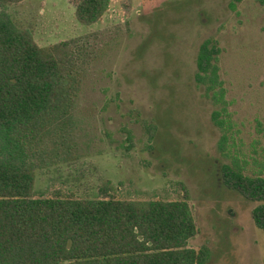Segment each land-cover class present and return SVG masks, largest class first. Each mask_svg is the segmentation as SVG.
Instances as JSON below:
<instances>
[{"label": "rangeland", "instance_id": "1", "mask_svg": "<svg viewBox=\"0 0 264 264\" xmlns=\"http://www.w3.org/2000/svg\"><path fill=\"white\" fill-rule=\"evenodd\" d=\"M77 0H23L7 8L38 45L79 40L83 80L73 129L48 146L37 197L187 200L205 264H264L254 203L223 185L219 131L196 87L200 43L221 48L220 73L246 151L264 122V0H110L84 26ZM148 125L154 126L149 140Z\"/></svg>", "mask_w": 264, "mask_h": 264}, {"label": "trees", "instance_id": "2", "mask_svg": "<svg viewBox=\"0 0 264 264\" xmlns=\"http://www.w3.org/2000/svg\"><path fill=\"white\" fill-rule=\"evenodd\" d=\"M22 1L0 0V264H205L208 249L188 245L197 227L187 200L36 196L49 143L73 129L84 55L79 40L38 45L7 11ZM109 5L77 0L75 18L93 25ZM220 54L216 39H204L193 78L213 106L221 182L254 203L252 221L264 232V122L257 120V138L246 151ZM147 131L152 140L154 126Z\"/></svg>", "mask_w": 264, "mask_h": 264}]
</instances>
